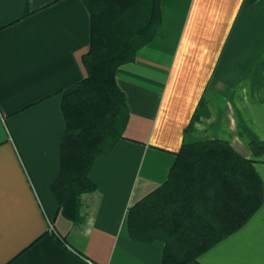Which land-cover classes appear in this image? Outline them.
Returning a JSON list of instances; mask_svg holds the SVG:
<instances>
[{
  "label": "crops",
  "instance_id": "0c3cea01",
  "mask_svg": "<svg viewBox=\"0 0 264 264\" xmlns=\"http://www.w3.org/2000/svg\"><path fill=\"white\" fill-rule=\"evenodd\" d=\"M161 10L155 38L117 70L129 121L95 161L97 189L81 196L75 224L50 185L62 92L87 75L89 10L82 0H0V264H164L163 241L130 237L128 210L167 180L183 143L229 140L264 185V153L241 134L264 147V0H161ZM188 264H264V201Z\"/></svg>",
  "mask_w": 264,
  "mask_h": 264
},
{
  "label": "trees",
  "instance_id": "16d2710c",
  "mask_svg": "<svg viewBox=\"0 0 264 264\" xmlns=\"http://www.w3.org/2000/svg\"><path fill=\"white\" fill-rule=\"evenodd\" d=\"M82 1L90 13L89 49L83 55L87 75L62 92L61 167L50 185L75 224L84 218L81 196L97 189L90 177L95 161L124 138L129 121L117 70L135 61L162 23L161 0ZM196 121L195 114L186 133L195 130ZM247 143L254 153H264L255 140ZM263 201L254 160L229 140L183 143L167 180L129 208L128 231L137 241H163L164 264H188L245 225Z\"/></svg>",
  "mask_w": 264,
  "mask_h": 264
},
{
  "label": "rangeland",
  "instance_id": "374dc122",
  "mask_svg": "<svg viewBox=\"0 0 264 264\" xmlns=\"http://www.w3.org/2000/svg\"><path fill=\"white\" fill-rule=\"evenodd\" d=\"M241 134L243 135V136H245V139L247 140V138H250L249 136H247L245 133H243V132H241Z\"/></svg>",
  "mask_w": 264,
  "mask_h": 264
}]
</instances>
